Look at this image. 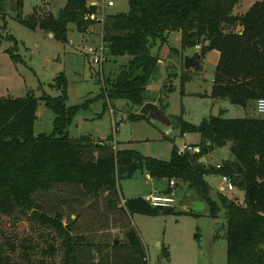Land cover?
<instances>
[{
	"label": "trees",
	"instance_id": "trees-1",
	"mask_svg": "<svg viewBox=\"0 0 264 264\" xmlns=\"http://www.w3.org/2000/svg\"><path fill=\"white\" fill-rule=\"evenodd\" d=\"M89 1L67 0L58 15L34 12L24 16V0H12V17L31 30L53 33L54 39L66 43L70 23H75L80 32L93 23L90 15L97 6ZM240 1L129 0L127 12L108 14L104 25L107 54L129 56V60L114 78H107V92L101 97L126 99L136 106L146 103L160 67L161 57L155 49L168 42L172 32H179L181 48L171 47L173 52L184 53L197 45H201L202 57L210 50L220 52L210 96L255 111L257 100L264 98V0L237 14L234 11ZM5 14L6 0H0V15ZM187 73L182 77L183 87L190 80ZM54 85L63 93L0 97V222L2 216H28L55 235V242L47 243L40 255L19 262L11 259L0 241V264H83L81 252L88 245L86 236L64 223L62 211L48 213L35 198L37 193L50 191L58 184L80 185L93 197L105 193L109 207L125 220L127 242L123 243L121 237L115 239L113 249L119 247L121 251L118 260L109 264H148L145 244L131 215L178 212L175 208L153 207L142 196H122L119 181L132 178L138 171L155 179L175 178L178 184H187L197 199L208 204L209 215L214 218L224 211L227 264H264V115L225 118L222 110L220 116L204 118L199 124L186 121L182 115L173 116L171 123L182 135H201L200 151L179 153L174 144L171 158L163 160L135 149L116 148L90 135L72 137L68 127L76 107L66 106V75L60 73ZM41 102L55 113L51 134H35ZM130 118L150 119L141 113ZM225 146L230 147L229 156L220 168L203 161L207 154ZM221 174L229 175L237 189L244 192L242 202L220 191L213 197L207 178ZM167 191L171 192V187ZM179 213L197 214L192 210ZM23 242V247L34 248L30 236ZM122 247L127 248L125 255ZM11 249L16 250L15 246ZM164 250L168 255L167 248Z\"/></svg>",
	"mask_w": 264,
	"mask_h": 264
},
{
	"label": "rangeland",
	"instance_id": "rangeland-1",
	"mask_svg": "<svg viewBox=\"0 0 264 264\" xmlns=\"http://www.w3.org/2000/svg\"><path fill=\"white\" fill-rule=\"evenodd\" d=\"M112 1L115 5L108 8V13L118 14L129 10V0ZM256 1L241 0L234 12L242 14ZM36 2L39 0H24V16L32 14ZM54 3V15H58L67 0H55ZM49 10L50 6L43 3L34 12L46 15ZM13 15L12 0H6L7 21L0 15V97H23L31 88L37 97L44 93L58 96L63 90L54 85L55 78L64 73L68 80L66 106L76 107L72 123L68 127L72 137L90 135L100 142L120 145L117 148L135 149L146 156L163 160L171 158L174 144L182 146L188 143L195 146L201 143L199 133L189 132L183 136L171 122L173 116L182 115L186 121L199 124L204 118L211 116L214 106L210 96L212 78L220 59L217 50H210L199 68L185 70V58L194 51H171V47L181 48V35L178 36L179 32H172L168 42L160 49H155L164 61H160L159 70L151 82L148 100L157 103L161 109L168 105L166 109L170 123L153 118H130V115L140 113L142 106H136L126 99L112 101L101 97L102 92H107V78H114L128 63L129 56L117 58L107 54V60L102 65L95 64L87 52L88 46L100 42L99 31L98 39L90 41L89 37L77 29L75 23H70L68 42L64 43L48 37L45 31L29 29L13 19ZM200 49L201 46L197 51ZM168 56L173 60H168ZM186 71L191 80L183 87L182 77ZM166 81V89L169 86L170 91L165 89ZM222 110L225 118L262 115L256 110L234 105L229 100L223 102L221 112ZM37 115L35 134H51L55 128V113L41 102ZM229 149V146L215 149L206 155L208 162L214 164L226 159ZM98 154L99 152L95 156ZM146 176L145 172L138 171L132 178L121 179L119 188L122 196L129 198L148 195L155 191L154 187L160 192L169 189L168 179L151 182ZM207 180L212 186V195L216 198L219 180L215 175L209 176ZM162 188L166 189L160 190ZM171 189V193L177 198L174 208L178 213H134L130 217L145 244L148 264H227L224 211L221 210L219 216L214 218L209 215V206L205 203L197 214L179 213L188 210V204L197 196L184 183ZM225 194L243 201L242 192L227 191ZM35 198L48 213L62 211L65 215L64 223L75 233L86 236L88 245L81 252L83 264H99L104 261L109 264L118 260L121 248L113 249V244L119 237L123 243L127 242L126 229L123 227L126 224L109 207L105 193L93 197L80 185L58 184L50 191L37 193ZM26 236L31 237L30 244L34 248L23 247V238ZM54 236L51 229L32 221L28 216H2L0 222V241L11 259L17 262L40 255L47 243L55 242L52 241ZM12 246L16 250L11 249ZM165 248L168 255L164 252ZM123 249L125 255L127 248Z\"/></svg>",
	"mask_w": 264,
	"mask_h": 264
},
{
	"label": "built area",
	"instance_id": "built-area-1",
	"mask_svg": "<svg viewBox=\"0 0 264 264\" xmlns=\"http://www.w3.org/2000/svg\"><path fill=\"white\" fill-rule=\"evenodd\" d=\"M90 5L97 6V10L90 15V19L93 21L92 24L83 32L87 34L89 30H92L95 26H100V42L95 45L88 46V55L91 57L93 63L102 65L107 60V44L104 40V25L106 22V18L108 15L107 7L113 6L114 1L112 0H90ZM201 45H197L196 49H198ZM256 111L259 114L264 115V98H260L256 102ZM200 151V147L193 146L188 143H184L182 146H178L179 153L185 152H198ZM224 160V159H222ZM203 161L206 164H209L207 156L203 158ZM218 168L222 166V161L218 163H214ZM148 177H150L148 175ZM219 180V185L217 187V191L219 192H235L237 191V187L233 183L232 179L229 175L221 174L217 176ZM178 184L177 179L172 178L169 180V185L171 188H175ZM148 202L153 207L160 208H174L177 204V198L171 192H160L155 190L151 194H149L146 198ZM146 260L149 262V257L147 256Z\"/></svg>",
	"mask_w": 264,
	"mask_h": 264
},
{
	"label": "water",
	"instance_id": "water-1",
	"mask_svg": "<svg viewBox=\"0 0 264 264\" xmlns=\"http://www.w3.org/2000/svg\"><path fill=\"white\" fill-rule=\"evenodd\" d=\"M53 36V33H50ZM202 52L195 51L192 55H187L184 62L185 70H189L191 68H199L201 66ZM227 99L217 98L215 99V103L213 106L212 114L213 117H218L221 114V105ZM140 113L146 115L150 118L159 120L161 122H165L167 124L170 123V119L167 116L165 110L161 109L159 105L155 102L148 101L144 103L140 109ZM188 210L192 211H201L204 208V202L202 200H192L187 206Z\"/></svg>",
	"mask_w": 264,
	"mask_h": 264
},
{
	"label": "crops",
	"instance_id": "crops-1",
	"mask_svg": "<svg viewBox=\"0 0 264 264\" xmlns=\"http://www.w3.org/2000/svg\"><path fill=\"white\" fill-rule=\"evenodd\" d=\"M38 1V0H37ZM55 0H39V2H36V4L33 6V12H32V14L34 13V10L37 8H40L41 7V5L43 4V3H45V5H48V6H50V10H49V13H53L54 14V6H55ZM114 5H115V3H114ZM113 5V6H114ZM110 7H112V6H110ZM108 8L109 7H107V10H108ZM108 14H110V13H108ZM6 17L7 16H4V18L6 19ZM6 21H7V19H6ZM98 31L100 32V26L99 25H97V26H95L92 30H89L88 31V33L87 34H84L83 32H81L84 36H87V37H89V40L91 41H95V40H97L98 39ZM179 35H181L180 33L178 34V36ZM15 37V36H14ZM48 37H50V38H53V36H51V34L49 33L48 34ZM16 39V38H15ZM16 41H17V43L19 42L18 41V39H16ZM89 41V42H90ZM178 48V47H177ZM194 52L195 51H197V49H192ZM214 50H216V49H214ZM218 51V50H217ZM218 53H220L219 51H218ZM88 54V53H87ZM206 56H207V54H206ZM206 56L205 57H202V59H201V63L202 64H204L203 62L205 61V58H206ZM203 58H204V61H203ZM164 59V58H163ZM162 58L160 59V61L162 62V61H164ZM168 60H173L171 57H169L168 56ZM168 79V78H167ZM213 79H214V76H213V78H212V83H213ZM191 80V79H190ZM167 82L168 81H166V83L165 84H167ZM213 85V84H212ZM165 86V85H164ZM165 89H166V87H165ZM166 90H168V91H170V89H169V87H168V89H166ZM29 92H33V90H32V88L31 89H29L28 90V93ZM33 93H35V92H33ZM39 96V95H38ZM208 96V95H207ZM213 99V103H215V99L214 98H212ZM168 106V105H167ZM221 107H222V109H223V103H222V105H221ZM165 112H166V114H168L167 113V109L165 110ZM36 125V124H35ZM186 134H188V133H186ZM185 134V135H186ZM185 135H183V136H185ZM116 148H117V146H120V145H118V144H116V143H114L113 144ZM195 146L196 147H198V145L197 144H195ZM146 177H147V179L149 180V181H153V182H156L157 180H161V179H155V178H153V177H151L149 174H147L146 173ZM148 175L150 176V177H148ZM215 178L216 179H218L217 178V176L215 175ZM164 180V179H163ZM168 182H169V180H168ZM167 187H168V185H167ZM166 187V188H167ZM166 188H162V189H160V190H163V189H166ZM168 188H170V185H169V187ZM174 189V188H173ZM154 190H156V187H154ZM168 190V189H167ZM164 191V192H168V191ZM237 191H239V190H237ZM152 192V191H151ZM239 192H242V191H239ZM243 194H244V192H242ZM149 195V194H148ZM148 195H142V197H145V198H147V196ZM196 196V195H195ZM133 197H138V195H134V196H131V197H129V198H133ZM193 200H199V199H197L196 197L193 199ZM243 200H244V197H243ZM204 205H205V202H204Z\"/></svg>",
	"mask_w": 264,
	"mask_h": 264
}]
</instances>
